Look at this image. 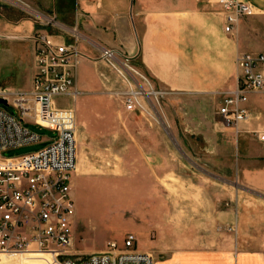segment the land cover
Returning a JSON list of instances; mask_svg holds the SVG:
<instances>
[{
	"label": "rangeland",
	"instance_id": "374dc122",
	"mask_svg": "<svg viewBox=\"0 0 264 264\" xmlns=\"http://www.w3.org/2000/svg\"><path fill=\"white\" fill-rule=\"evenodd\" d=\"M12 13L24 21L12 22ZM53 15L46 0H0V27L4 23L15 33H20L27 20L48 34L58 33V28L48 24L51 19L56 20ZM73 18L68 20L66 29L75 28ZM253 26L247 32V40L261 42L264 18L256 19ZM235 32L236 28L229 35L235 36ZM26 42L0 34L1 89L29 88L33 64L31 46ZM93 56L99 58V51ZM114 59L115 65L121 62L118 56ZM83 60L77 69V98L65 96L54 100L58 107L72 109L76 117V166L72 175L75 257L91 254L92 249L105 251L110 242L120 247L125 237L132 234L136 238L135 248L150 254L153 264H172L173 255L180 249L171 241L170 188L157 183L156 174L147 165L149 154H163L165 170L178 165L182 177L211 182L212 196L220 198L222 209L236 212L239 205L244 213L264 218V193L236 181V136L224 128L217 114L219 94L200 104V115L211 121L209 133L207 124H192V120L201 121L195 117V101L172 98L164 91L152 96L150 105H144L146 111L126 112L111 94L124 86L117 70L102 59L94 62L88 57L89 63ZM131 64L145 74L137 62ZM28 127L42 142L3 151L2 158L38 151L55 137L50 130ZM154 222L159 225L157 229L153 228ZM232 241L235 243L234 238ZM193 249L187 247L186 251ZM209 250L211 247L206 246L202 254ZM3 257L0 256V264L46 262L39 256Z\"/></svg>",
	"mask_w": 264,
	"mask_h": 264
},
{
	"label": "crops",
	"instance_id": "0c3cea01",
	"mask_svg": "<svg viewBox=\"0 0 264 264\" xmlns=\"http://www.w3.org/2000/svg\"><path fill=\"white\" fill-rule=\"evenodd\" d=\"M245 1L254 11L250 18L237 23L235 36L223 32V14L217 0H46V4L62 28H69L68 22L74 17L79 46L88 63V57L100 61L93 56L98 48L118 51L138 63L154 90L195 101V117L201 121L192 120V124H207L211 133V121L200 115V104L232 85L237 53L264 51V38L257 43L247 40L255 20L264 18V0ZM22 21L12 13V22ZM20 30L15 33L2 23L0 34L26 42L24 39L43 31L28 20ZM26 43L31 46L34 73V43ZM247 106L251 119L243 129L264 131V98L252 94ZM235 141L236 181L264 193V146L259 147L248 134L237 136ZM147 157L157 183L170 188L171 241L180 249L173 255L172 264H264V218L244 213L239 205L236 212L222 209L220 198L212 196L211 182L182 177L178 165L165 170L163 154ZM158 226L153 223L154 229ZM206 246L211 250L202 254ZM187 247L194 249L186 251Z\"/></svg>",
	"mask_w": 264,
	"mask_h": 264
},
{
	"label": "built area",
	"instance_id": "2783aa9c",
	"mask_svg": "<svg viewBox=\"0 0 264 264\" xmlns=\"http://www.w3.org/2000/svg\"><path fill=\"white\" fill-rule=\"evenodd\" d=\"M217 4L223 14V32L228 35L254 11L245 0H217ZM49 23L60 33L38 31L28 37L34 43L31 86L26 90L0 88V100L5 102L0 103V256H39L46 261L42 264H153L150 254L135 248L132 234L120 247L110 242L107 250L82 257L72 252L76 117L72 109L58 107L54 100L77 98V69L87 56L80 49L76 28H62L54 19ZM115 56L120 58L118 65ZM99 59L108 61L120 75L124 86L111 94L126 112L146 111L144 105L161 94L118 51L102 48ZM235 66L232 85L219 92L217 114L236 137L248 134L264 145V131L243 129L251 119L250 95L264 98V51L239 52ZM28 126L50 130L55 137L38 151L2 158L3 151L42 142Z\"/></svg>",
	"mask_w": 264,
	"mask_h": 264
},
{
	"label": "water",
	"instance_id": "95a60500",
	"mask_svg": "<svg viewBox=\"0 0 264 264\" xmlns=\"http://www.w3.org/2000/svg\"><path fill=\"white\" fill-rule=\"evenodd\" d=\"M0 103H1V104H5V102H4L3 100H0Z\"/></svg>",
	"mask_w": 264,
	"mask_h": 264
},
{
	"label": "bare ground",
	"instance_id": "6f19581e",
	"mask_svg": "<svg viewBox=\"0 0 264 264\" xmlns=\"http://www.w3.org/2000/svg\"><path fill=\"white\" fill-rule=\"evenodd\" d=\"M28 264H30V263H28Z\"/></svg>",
	"mask_w": 264,
	"mask_h": 264
}]
</instances>
